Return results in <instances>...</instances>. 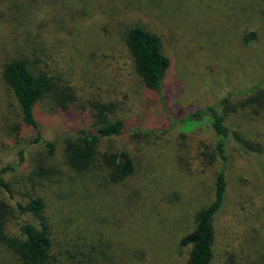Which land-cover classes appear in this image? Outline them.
Returning a JSON list of instances; mask_svg holds the SVG:
<instances>
[{
	"label": "rangeland",
	"instance_id": "obj_1",
	"mask_svg": "<svg viewBox=\"0 0 264 264\" xmlns=\"http://www.w3.org/2000/svg\"><path fill=\"white\" fill-rule=\"evenodd\" d=\"M132 1L73 0L77 22L67 10L62 15L51 5L40 6L35 19L45 24L46 44L30 26L23 32L12 22L1 24L0 63L17 40L23 51L36 49V57L55 72L50 74L73 87L75 96L64 111L51 98L35 105L39 139L34 142L35 134L19 127L17 104L0 78L4 233L16 236L20 223L44 222L51 241L45 264H185L189 246L180 247L179 240L194 228L195 214L212 202L220 170L208 137L196 148L190 138L183 144V135L189 137L187 131L200 124L187 114L227 98L221 113L230 137L226 190L213 217L211 264H264V99L255 100L256 93L264 95V0L194 5L185 0L178 5L181 13L172 18L164 13L158 20L146 8L135 11ZM25 3L0 0V10L6 8L11 19L14 6ZM85 5L100 14L88 18L94 12ZM137 22L159 35L170 62L161 102L144 96L123 47V31ZM254 87L260 89L251 93ZM96 105L109 108L102 113L106 121L129 124L114 144L129 155L133 171L118 182H110L102 163L104 141L86 169L64 163L65 143L89 131L78 110L91 109L96 117ZM198 127L208 136L207 121ZM233 134L240 145L246 141L260 153L244 146L240 151ZM47 143L53 144L52 153ZM36 198L42 203L40 219L18 211L17 204ZM0 264H20L1 243Z\"/></svg>",
	"mask_w": 264,
	"mask_h": 264
},
{
	"label": "trees",
	"instance_id": "obj_2",
	"mask_svg": "<svg viewBox=\"0 0 264 264\" xmlns=\"http://www.w3.org/2000/svg\"><path fill=\"white\" fill-rule=\"evenodd\" d=\"M184 1L145 0L139 3L140 0H133L132 2L136 5L135 11L136 8L143 10L146 8L151 17L158 20V17L162 18L164 13H167V18H172L175 14L181 13ZM195 1L204 3V0H187L186 3L187 5H194L191 3ZM25 2V5H21V7L14 6V12H11V19H7L6 8L3 11L0 10V26L1 24L7 25L12 22L15 25L23 27V32H27L26 29L30 26L29 29L34 34L40 33L44 44H46L47 39V37H43L44 32L42 30L45 24L35 19L38 17L40 6L49 9L51 5L54 9L59 10L57 13H61L62 15L65 13L64 10H67L66 13L69 11L67 15H71L73 19L76 18L75 22L80 17L73 0H25ZM85 6L92 13L94 12L90 8V5ZM99 14L98 12H94L92 15L87 16L91 18ZM106 15L109 16L108 14ZM85 16L86 14H84ZM59 23H63L61 18ZM110 24H112L111 19ZM107 27L110 28V26ZM103 28L107 29L105 26ZM56 29H59V27L56 26ZM249 37L251 39L252 34H249ZM122 42L130 59L131 68L144 89V96L161 102L162 97L165 98L167 95V89H165L163 80L170 62L163 52V45L159 35L156 32H152L144 24L137 22L126 27L123 31ZM12 45L7 54L1 59L0 78L10 90L17 104L19 127L31 130L35 134L34 142H37L39 138L37 120L34 113L35 105L44 98H51L56 106L64 111L68 104L75 102L74 88L61 77L50 74L55 72H52L48 66L41 63L39 55L36 57V49L31 48L29 51H25L24 49L23 51L17 40H14ZM42 53L41 57L44 56L43 58L47 59L48 56H46L44 50ZM257 89L259 90L260 88L254 87L250 92L257 91ZM255 95V100L261 101L264 99L261 91ZM227 104L228 99L223 98V100L212 106L194 110L187 114V120H197L200 122V126L207 121L209 131L208 136L205 131L202 134L198 130V125L187 131L189 132V137L188 134L186 136L183 135V144L187 138H190L194 144L192 147H194L197 142L206 141L203 138L208 137V142L220 162V170L214 179L212 202L195 214L194 228L179 240L180 247L189 246L185 264H211L213 258V217L223 203L226 190L224 169L227 161L226 148L230 137L227 123L221 113L222 108L226 107ZM90 106L93 109L94 106L92 104ZM96 106L100 107L98 116L96 117L91 114V109H89V112L84 109L78 110L79 117L87 120L85 125L89 128V131L87 133H79L75 136L74 140H69L65 143L64 163L78 171L86 169L92 163L99 143L104 141V148L99 150L102 163L109 170L110 182H118L129 176L133 171L129 155L120 148L119 144H114L116 137L128 130L129 124L120 120L106 121L102 113L104 110L109 112V108L107 105ZM183 121L184 119L180 120L179 123H183ZM166 132L168 133L167 130H165ZM148 133L150 132L143 134ZM136 134L140 133L137 132ZM233 137L236 138L235 140L238 142L237 146L240 151L244 146L252 153H260L256 150L257 148H252L251 144H247L244 140V145H240L235 134H233ZM184 145L187 146L186 143ZM46 146L48 152L52 153L53 144L47 143ZM197 155L199 154L197 153ZM180 159L182 158L180 157ZM0 186L6 188L1 182ZM16 207L21 213L31 214L38 219L41 218L42 203L38 198L30 200L24 205L17 204ZM2 214V211H0V215ZM3 226H5V222L0 218V243L15 255L20 264H45L49 260L51 241L44 222H22L17 227L16 236H7L4 233ZM56 264H62V262L57 260Z\"/></svg>",
	"mask_w": 264,
	"mask_h": 264
}]
</instances>
